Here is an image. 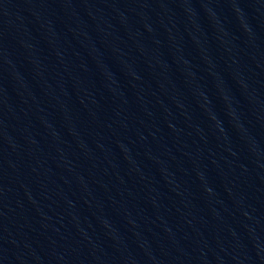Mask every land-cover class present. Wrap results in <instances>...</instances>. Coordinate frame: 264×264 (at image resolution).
Wrapping results in <instances>:
<instances>
[{
    "label": "water",
    "instance_id": "obj_1",
    "mask_svg": "<svg viewBox=\"0 0 264 264\" xmlns=\"http://www.w3.org/2000/svg\"><path fill=\"white\" fill-rule=\"evenodd\" d=\"M0 264H264V0H0Z\"/></svg>",
    "mask_w": 264,
    "mask_h": 264
}]
</instances>
